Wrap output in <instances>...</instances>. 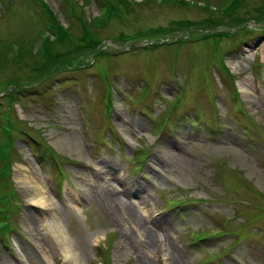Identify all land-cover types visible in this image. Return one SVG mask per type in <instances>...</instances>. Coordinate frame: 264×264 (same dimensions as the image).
<instances>
[{
    "label": "rangeland",
    "instance_id": "374dc122",
    "mask_svg": "<svg viewBox=\"0 0 264 264\" xmlns=\"http://www.w3.org/2000/svg\"><path fill=\"white\" fill-rule=\"evenodd\" d=\"M122 1L0 0V264H140L106 196L157 235L152 264H264V0L235 28L237 0ZM46 11L101 44L45 69Z\"/></svg>",
    "mask_w": 264,
    "mask_h": 264
},
{
    "label": "trees",
    "instance_id": "16d2710c",
    "mask_svg": "<svg viewBox=\"0 0 264 264\" xmlns=\"http://www.w3.org/2000/svg\"><path fill=\"white\" fill-rule=\"evenodd\" d=\"M113 1L114 0H105V6H104V9H105V17H109L111 16L112 14L116 13V7L114 6L113 4ZM117 2L119 3H122L123 1L122 0H117ZM127 3V2H126ZM245 4V1L244 0H237L234 4V7L226 12V13H222L220 17L216 18V20L218 19L219 22H222V23H225L226 24V21L229 23V21L231 22L230 26L232 28H235V27H240V26H243V24H245L244 22H246V18L247 17V14L248 13H251V9L249 8H244V5ZM44 5V4H43ZM46 7V6H45ZM263 9L260 10V14H263ZM243 11V13H242ZM46 14H47V17H48V20L50 21L49 22V26H51V29L53 30V35H54V39L51 40V38L49 36H43L45 37V41H41L42 43V49L44 51V54H43V58L45 60V69H47L48 67H50L51 65L54 64V66L56 64H60V62L62 61V58H63V53L61 54L60 50L62 47H67L66 44L67 42L70 43L68 45V47L72 44L73 45V48L74 49H68L66 51L70 52V53H73L74 51H79L81 48V45H84V47H86L87 49H92V50H96L98 48V46L101 44L102 41H99L98 43H95V38L94 36L92 35V31L91 29L88 27V26H83V37L84 39H81V41H77L79 43V46H77L76 44V41L73 42L69 36L68 31L65 30V28L61 27L60 24L54 20V23L51 24V20H52V14L51 13H48L46 11ZM100 19V18H98ZM97 19V20H98ZM226 19V21H225ZM81 20V19H79ZM104 21V20H102ZM251 21V20H250ZM215 25V24H214ZM194 28V27H193ZM189 29V28H188ZM191 29V28H190ZM92 35V37H91ZM82 38V37H81ZM19 50V53L17 54V57H21L22 55V49L21 47H18L17 51ZM67 52V53H68ZM65 54V53H64ZM40 73L42 72V70H44L43 68L42 69H39ZM10 130V128L8 127L7 128V132ZM10 147V146H9ZM8 153H9V150L5 147V146H2L0 144V157H2L3 161L6 162V159L8 158ZM35 156H37L35 153H34ZM39 162L42 163L43 160L41 158H38ZM139 168H141L140 166L138 167V171H139ZM6 171H7V168H6ZM5 171V173H6ZM3 171H0V174L2 173ZM5 175V174H4ZM1 201L3 203H5V199L2 197L1 198ZM1 212H6V209H1L0 211V214ZM5 216V215H4ZM2 217V215H1ZM5 218L7 220L10 219V216L8 213H6V216ZM9 218V219H8ZM3 219V217H2ZM9 224L8 223H5V221H0V232H2L3 227H6L8 226ZM206 239V238H205ZM203 239V240H205Z\"/></svg>",
    "mask_w": 264,
    "mask_h": 264
},
{
    "label": "bare ground",
    "instance_id": "6f19581e",
    "mask_svg": "<svg viewBox=\"0 0 264 264\" xmlns=\"http://www.w3.org/2000/svg\"><path fill=\"white\" fill-rule=\"evenodd\" d=\"M17 180L27 188L28 190V198L31 205L38 206L39 208L46 209L48 207V200L46 196V191L41 182L37 180L32 171L27 169L19 168L17 171ZM104 195V194H103ZM108 201H113L111 203L114 208V213L116 214L118 220L121 223H126L133 226V230L130 231L129 241L131 242L132 249H135L136 252L140 255L139 263L140 264H152V260L149 257V250L153 246V242L157 241V235L154 232H151L145 226V222L143 220H139L137 216V210L133 206H127L125 203H122L119 197H109L106 196ZM54 221V220H53ZM146 229V240L144 243H139L136 239V234ZM161 229H164L162 227ZM167 233V231H166ZM164 235H167V234Z\"/></svg>",
    "mask_w": 264,
    "mask_h": 264
}]
</instances>
